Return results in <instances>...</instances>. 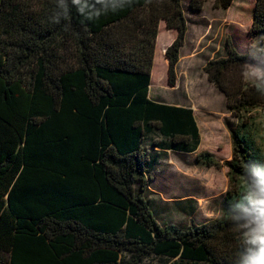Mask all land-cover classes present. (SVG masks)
Returning <instances> with one entry per match:
<instances>
[{
  "label": "trees",
  "instance_id": "1",
  "mask_svg": "<svg viewBox=\"0 0 264 264\" xmlns=\"http://www.w3.org/2000/svg\"><path fill=\"white\" fill-rule=\"evenodd\" d=\"M161 19L177 31L165 50L174 85L188 31L181 0H0V264H245L243 209L264 163L237 128L230 159L197 154L228 168L220 217L161 223L146 197L144 135L158 130L188 151L200 142L191 107L149 97ZM263 32L256 0L250 33ZM226 52L207 60L208 79L231 109L260 105L264 91L234 74L248 55L229 38Z\"/></svg>",
  "mask_w": 264,
  "mask_h": 264
},
{
  "label": "rangeland",
  "instance_id": "2",
  "mask_svg": "<svg viewBox=\"0 0 264 264\" xmlns=\"http://www.w3.org/2000/svg\"><path fill=\"white\" fill-rule=\"evenodd\" d=\"M181 2L189 30L176 68V83L168 82V59L160 51L162 39L168 41L172 33L160 26L149 97L191 107L201 130V140L193 151L173 149L154 130L144 135L142 143L150 158L152 179L148 182L146 197L154 216L161 223L186 227L192 222L204 223L222 215V200L229 183L228 168L198 161L200 151H209L219 161L227 160L229 144L232 152L230 127L237 128L251 141L253 159L264 163V99L254 108L235 111L230 108L225 92L208 79L204 70L207 60L226 55L229 38L240 53L248 55L246 65L235 69V76L240 75L245 86L264 91V76L255 74L264 72V32L250 33L254 0H237L231 9L217 7L214 0H205L200 9H193L190 0ZM171 262L150 257L142 264Z\"/></svg>",
  "mask_w": 264,
  "mask_h": 264
},
{
  "label": "clouds",
  "instance_id": "3",
  "mask_svg": "<svg viewBox=\"0 0 264 264\" xmlns=\"http://www.w3.org/2000/svg\"><path fill=\"white\" fill-rule=\"evenodd\" d=\"M264 76V72L255 73ZM250 208L243 211L249 217L248 224L251 225L246 233V243L251 247L245 264H264V178L256 182V187L247 197Z\"/></svg>",
  "mask_w": 264,
  "mask_h": 264
},
{
  "label": "crops",
  "instance_id": "4",
  "mask_svg": "<svg viewBox=\"0 0 264 264\" xmlns=\"http://www.w3.org/2000/svg\"><path fill=\"white\" fill-rule=\"evenodd\" d=\"M255 2H256V0H254V2H253V12H254V7H255ZM234 3H237V0H233L232 4H231L228 8H226V9H231V8L233 7ZM186 19H187V18H186ZM187 25H188V30H189V21H188V20H187ZM160 26H162L163 28H165L166 30H168L170 33H172V34L170 35L168 41H167L166 39H164V38L162 39V45H161V47H160L161 54L165 52L167 46H168V45L174 40V38H175L176 35H177V31H176V29H174V28H168L167 25H166V22H165L163 19H161V20L159 21V25H158V36H157L156 46H155V50H154V59H155V52H156V50H157V43H158V41H159L158 39H160V35H159ZM187 33H188V31H187ZM164 35H167V36H168V34H164ZM186 36H187V34H186ZM185 41H186V39H185ZM163 45H164V46H163ZM184 45H185V43L182 45V47H181V49H180V54H181V51H182ZM163 50H164V51H163ZM164 60H165V59H164ZM165 62H166V60H165ZM178 63H179V61H178ZM153 65H154V60H153ZM166 65H167V67H168V65H169L168 60H167V62H166ZM177 66H178V64H177ZM152 68H153V66H152ZM151 72H152V70H151ZM150 84H151V82H150ZM149 90H150V88H149ZM194 116H195V114H194ZM195 119H196V121H197L196 116H195ZM197 124H198V121H197ZM198 127H199V124H198ZM199 132H200V140H201V130H200V127H199ZM199 143H200V142H199ZM228 146H229V148H228V152H227L226 155H225V158L230 159V158L232 157V152H231V150H230V146H231V145L229 144Z\"/></svg>",
  "mask_w": 264,
  "mask_h": 264
}]
</instances>
